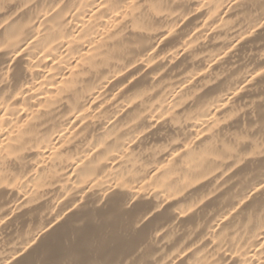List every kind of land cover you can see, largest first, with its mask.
Listing matches in <instances>:
<instances>
[{
  "label": "bare ground",
  "instance_id": "bare-ground-1",
  "mask_svg": "<svg viewBox=\"0 0 264 264\" xmlns=\"http://www.w3.org/2000/svg\"><path fill=\"white\" fill-rule=\"evenodd\" d=\"M0 264H264V0H0Z\"/></svg>",
  "mask_w": 264,
  "mask_h": 264
}]
</instances>
